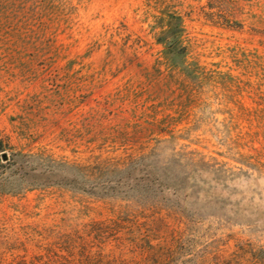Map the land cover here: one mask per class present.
I'll return each instance as SVG.
<instances>
[{"label": "rangeland", "instance_id": "rangeland-1", "mask_svg": "<svg viewBox=\"0 0 264 264\" xmlns=\"http://www.w3.org/2000/svg\"><path fill=\"white\" fill-rule=\"evenodd\" d=\"M163 5L182 17L192 82L158 63ZM161 129L235 167L213 191L223 202L202 196L197 224L138 227L77 167L151 146ZM0 140V173L44 182L0 186V264L129 261L138 230L175 264H264V0H0ZM35 153L76 166L32 172Z\"/></svg>", "mask_w": 264, "mask_h": 264}, {"label": "trees", "instance_id": "trees-1", "mask_svg": "<svg viewBox=\"0 0 264 264\" xmlns=\"http://www.w3.org/2000/svg\"><path fill=\"white\" fill-rule=\"evenodd\" d=\"M158 13L154 16L153 25L155 39L163 47L158 63L165 65L170 72H175L176 79L192 82L191 79L198 73V66H193V62L189 60L182 17L166 5H163ZM160 132H165L168 136L152 138L153 145H143L127 152L123 158L101 160L98 157L92 165L88 163L77 167L85 171L92 168L96 174L94 186L100 187L104 193L102 199H113L123 205L122 213L125 212L126 218L138 227L141 219L146 218L151 224L165 218L176 221L179 226L197 224L203 219L201 208L197 207L203 199L202 196L209 197L208 205L223 202L226 198L215 195L213 191L217 186L227 184L229 174L235 172V167L213 156L208 157L187 144L178 143L177 140L183 138L182 133L177 134L172 129H161L158 133ZM3 149L0 140V152ZM28 156L31 158L30 171L40 174H44L49 167L66 170L76 166L64 160H52L50 163L54 162V165H47L39 153ZM239 157L251 164L250 159H246L242 154ZM17 169L9 174L0 173L1 189L17 193L43 185L44 182L36 178L21 179ZM226 221L230 224V220ZM114 224L116 225V221ZM139 231L135 238L130 240L132 247L138 248L139 257L129 261L125 258L107 257L99 259L98 264L177 263L170 255V249H161V252H158L153 244L143 246L141 241L145 233ZM121 236L120 232L116 236L118 244H121Z\"/></svg>", "mask_w": 264, "mask_h": 264}, {"label": "water", "instance_id": "water-1", "mask_svg": "<svg viewBox=\"0 0 264 264\" xmlns=\"http://www.w3.org/2000/svg\"><path fill=\"white\" fill-rule=\"evenodd\" d=\"M1 157H2V159H3V160H6V158H7V155H6V153H5V152H3V153L1 154Z\"/></svg>", "mask_w": 264, "mask_h": 264}]
</instances>
